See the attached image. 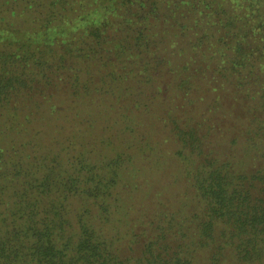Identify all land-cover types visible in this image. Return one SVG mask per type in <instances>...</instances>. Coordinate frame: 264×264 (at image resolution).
Masks as SVG:
<instances>
[{"label":"trees","instance_id":"1","mask_svg":"<svg viewBox=\"0 0 264 264\" xmlns=\"http://www.w3.org/2000/svg\"><path fill=\"white\" fill-rule=\"evenodd\" d=\"M4 12L0 264H195L198 253L203 264H264V0H1ZM176 56L183 65L169 71L181 86L218 75L257 96L262 146L246 151L262 163L247 171L214 157L174 118L195 208L132 222L135 155L129 144L98 153L87 139L85 76L105 69L108 87L136 91ZM60 82L73 113L51 101Z\"/></svg>","mask_w":264,"mask_h":264},{"label":"rangeland","instance_id":"2","mask_svg":"<svg viewBox=\"0 0 264 264\" xmlns=\"http://www.w3.org/2000/svg\"><path fill=\"white\" fill-rule=\"evenodd\" d=\"M6 15L4 12L0 17ZM158 48L163 49V45ZM164 65L153 78L155 82L142 84L136 91L110 84L108 87V78L103 76L107 73L105 69L92 67L89 69L91 77L85 76L90 78L89 88L94 87L84 92L85 109L94 112L95 116L89 125L87 139L98 153L110 154L116 149L112 145L123 148L122 145L129 144L131 148L127 150L135 155L138 186L131 198H126L131 204L128 218L132 222L139 219L143 223L155 209L190 213L195 208L194 193L185 177L186 165L180 155V144L173 133L174 118L179 119L182 126L196 128L205 143V150L214 157L228 159L247 171L262 163L261 156L251 157V150L246 151L249 141L259 140L258 146H262V136L253 134L257 124L262 123L257 96H248L246 87L234 88L218 75H199L191 78L193 85L190 88L181 86L180 78L172 76L169 69L183 65V57H171V65ZM153 86L159 87V91ZM66 88L64 83H58L51 91V101L58 108L72 102L69 113H73L77 105L73 98L70 101ZM56 122L62 121L57 118ZM77 122L78 118L69 125L76 126ZM116 230L108 227L113 236ZM128 238L117 244L125 248ZM203 256L198 253L195 264H203Z\"/></svg>","mask_w":264,"mask_h":264}]
</instances>
